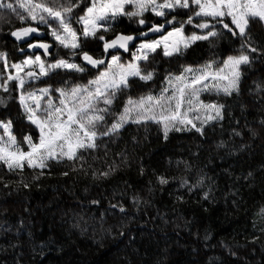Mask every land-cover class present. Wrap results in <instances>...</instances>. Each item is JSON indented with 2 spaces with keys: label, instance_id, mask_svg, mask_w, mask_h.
<instances>
[{
  "label": "trees",
  "instance_id": "16d2710c",
  "mask_svg": "<svg viewBox=\"0 0 264 264\" xmlns=\"http://www.w3.org/2000/svg\"><path fill=\"white\" fill-rule=\"evenodd\" d=\"M87 2L83 0L81 8ZM145 18L159 20L151 14ZM118 23L117 31L137 34L131 31L134 20L121 18ZM23 26L15 14L0 19V51L15 62L24 54L9 33ZM250 27L257 43L264 40V25ZM189 28L185 27L186 35ZM112 35L115 32L106 34ZM238 48L230 39L217 40L211 47L197 42L180 61L198 68L214 60V67H220L228 55L239 54ZM64 51L60 49V54ZM169 60L159 57L152 64L155 79L141 82L138 95L158 94L161 78L169 72L178 74L181 65ZM241 71L239 94L201 95L207 103L224 105V120L207 124L204 136L171 132L167 141L160 137L137 147L124 144L107 160L88 158L86 170L73 172L62 166L39 180L32 179V169L25 167L17 175L0 164V264H264V57L256 56ZM60 75L72 84L85 82L84 75ZM59 79L51 81L54 87ZM134 93L136 89L125 95ZM0 97L6 102L0 105V120H12L17 141L22 134L35 139L17 92L13 89L11 98L8 93ZM122 99L118 97L114 110L122 109ZM21 147L27 150L26 145ZM113 162L109 178H95ZM159 175L169 184L160 185ZM184 178L189 184L202 179L203 184L189 192L180 186ZM117 202L125 207L126 216L110 209V203Z\"/></svg>",
  "mask_w": 264,
  "mask_h": 264
},
{
  "label": "snow or ice",
  "instance_id": "6c2138e0",
  "mask_svg": "<svg viewBox=\"0 0 264 264\" xmlns=\"http://www.w3.org/2000/svg\"><path fill=\"white\" fill-rule=\"evenodd\" d=\"M81 3L83 0H0V11L15 14L25 25L9 35L23 41L28 50L18 48L24 54L18 62H10L8 53L0 51V93L11 98L13 89L17 92L23 116L36 134L35 139L32 134H22L18 142L12 120H0V164L11 173L21 175L27 167L35 173L32 179L39 180L57 165L70 166L73 172L86 170L88 158L95 161L93 154L119 139L128 124L145 129L155 125L165 141L171 132L204 136L208 123L224 120V105L205 103L201 95L239 94L241 66L250 67L256 56L264 57V40L257 43L250 27L264 25V0H88L83 8ZM77 8L80 11L74 16ZM146 14L161 19L153 22ZM177 16L183 19L178 21ZM121 18L135 21L131 31L136 35L117 31ZM186 26H190L187 35ZM112 32L115 35L106 36ZM220 39L237 43L239 54L228 55L220 67H214V60L198 68L181 64L180 58L193 44L208 42L211 47ZM60 49L65 50L63 54ZM50 56L55 59H48ZM159 57L181 65L178 74L169 72L162 77L158 94L138 95L143 90L141 82L154 81L156 73L151 68ZM173 57L176 59L171 60ZM61 72L84 75L85 82L72 84ZM57 76L60 79L54 87L51 81ZM132 89L136 93L125 95ZM118 97H123V107L114 110ZM0 105L6 106L3 97ZM109 117L115 119L109 121ZM114 168L113 162L96 172L95 178H109ZM62 174L68 176L69 172ZM157 182L168 185L169 179L159 175ZM202 184V179L196 184H189L187 178L180 181L189 192ZM203 199H208V193ZM110 209L127 215L119 202L110 203Z\"/></svg>",
  "mask_w": 264,
  "mask_h": 264
},
{
  "label": "rangeland",
  "instance_id": "374dc122",
  "mask_svg": "<svg viewBox=\"0 0 264 264\" xmlns=\"http://www.w3.org/2000/svg\"><path fill=\"white\" fill-rule=\"evenodd\" d=\"M159 19H161V18H159ZM41 31H46V29L41 27ZM48 40L51 41V37H48ZM54 47H55V45H54ZM61 50H63V49H61ZM8 58H9L10 62H15L9 56H8ZM42 59H44V57H42ZM48 59L54 60L55 57L50 56V57H48ZM2 71H3L2 65H0V73H2ZM200 99L203 102H205L202 99V96L200 97ZM205 103H207V102H205ZM214 122L215 121L210 122V123H214ZM210 123H208V124H210ZM0 134H2V130H0ZM160 137H163L162 133L157 131V126H155V125H150L147 129H145L144 127H140V126H137L134 124H128L121 131L119 139H116L113 143L108 144L107 149L101 148L96 153H94L93 155L96 157L95 160L104 161V160L109 159L115 153V151L121 149L124 144H130V145L137 147L141 143L146 145V144H149L151 142H154L156 139H158ZM107 139L108 138H106V142H107ZM65 163H67V162H65ZM62 166L63 165H57L54 168H61Z\"/></svg>",
  "mask_w": 264,
  "mask_h": 264
},
{
  "label": "water",
  "instance_id": "95a60500",
  "mask_svg": "<svg viewBox=\"0 0 264 264\" xmlns=\"http://www.w3.org/2000/svg\"><path fill=\"white\" fill-rule=\"evenodd\" d=\"M29 39H31V38H29ZM145 39H147V38H145ZM13 40L15 41V39L13 38ZM19 46H25V44H24V42L23 41H20V42H17V41H15ZM34 52L35 51H38V50H33ZM51 51V50H50Z\"/></svg>",
  "mask_w": 264,
  "mask_h": 264
},
{
  "label": "bare ground",
  "instance_id": "6f19581e",
  "mask_svg": "<svg viewBox=\"0 0 264 264\" xmlns=\"http://www.w3.org/2000/svg\"><path fill=\"white\" fill-rule=\"evenodd\" d=\"M22 47V46H21Z\"/></svg>",
  "mask_w": 264,
  "mask_h": 264
}]
</instances>
